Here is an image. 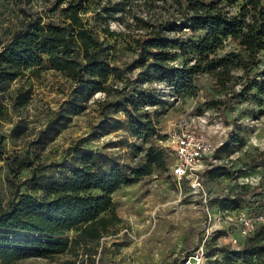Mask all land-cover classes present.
I'll return each instance as SVG.
<instances>
[{
  "label": "rangeland",
  "instance_id": "374dc122",
  "mask_svg": "<svg viewBox=\"0 0 264 264\" xmlns=\"http://www.w3.org/2000/svg\"><path fill=\"white\" fill-rule=\"evenodd\" d=\"M54 1L0 0V48L30 14L45 13L46 19L58 20L59 13L50 9ZM112 1L99 0L100 5L85 15L97 27L109 24L115 30H124L122 35L106 37L113 45L116 63L125 68L123 79L117 81L119 91L108 93L78 83L44 60L0 92L9 116L0 124L7 135V153L0 159V195L6 205L16 191L41 196L43 189L34 187L39 176H59L81 149L93 150L102 161L115 160L131 168L145 161L150 146H157L165 150L167 165L164 169L154 168L137 182L123 185L113 193L116 212L122 220L99 239L73 243L63 252L25 258L17 264H179L193 252L203 240L206 205L186 182L182 192L175 185L173 157L165 149L183 117L215 144L203 170L209 207L216 211L221 201H228L226 209L234 219L242 213L264 216V94L251 90L246 95L233 96L232 92L226 93L229 89H215L202 77L197 94L183 97L162 81L146 79L141 67L132 65L138 55L133 42L137 35L125 26L127 16L116 14L109 18L101 9ZM182 32L186 40L198 37V33L186 28ZM233 47L230 42L217 55H224ZM184 58L180 53L173 56L178 62ZM259 59L260 66H264V50ZM259 78L264 80L263 75ZM239 87L236 84L234 90ZM140 90L148 92L150 99L138 102L139 110L130 101L126 108L121 107L122 98L137 96ZM24 97L23 105L16 103ZM73 104L82 109L73 112ZM128 109L142 119L149 114L156 122L157 133L147 140L133 135ZM15 124L23 132L14 135ZM12 153L30 155L38 166L36 175L30 168L11 173L7 155ZM215 171L218 173L213 175ZM226 196L231 200H225ZM229 231L240 237L235 224ZM74 234L75 231L69 232L70 237ZM216 235L211 249L215 245L235 248L229 233L219 231ZM217 255L222 256L223 252L217 251Z\"/></svg>",
  "mask_w": 264,
  "mask_h": 264
},
{
  "label": "trees",
  "instance_id": "16d2710c",
  "mask_svg": "<svg viewBox=\"0 0 264 264\" xmlns=\"http://www.w3.org/2000/svg\"><path fill=\"white\" fill-rule=\"evenodd\" d=\"M110 3L101 9L109 18L116 14L127 16L125 26L137 35L133 42L138 55L132 65L140 66L146 79L162 81L183 97L197 94L202 77L215 89H229L226 93L232 92L233 96L246 95L251 90L264 94V80L259 78L264 76L259 59L264 50V0ZM96 4L100 5L99 0H55L50 9L59 13L58 20L46 19L45 13L30 14L0 48V92L44 60L78 83L108 93L119 91L117 81L123 79L125 68L116 63L113 45L106 37L122 35L124 30H115L109 24L93 25L85 14ZM184 28L198 33L197 39L186 40ZM230 42L234 43L233 49L218 56V50ZM177 53L186 57L183 62L173 59ZM239 70L242 72L237 73ZM236 84H240L237 91ZM149 99L150 94L140 90L137 96L131 94L119 103L126 108L130 101L139 110L138 102ZM25 102L24 97L16 103ZM81 109L73 104V112ZM127 111L133 135L147 140L157 133L156 122L149 114L142 119ZM8 118L7 106L0 100V124ZM23 130L19 124L12 129L14 135ZM6 136L0 128V159L7 153ZM7 159L11 173L30 168L36 175L38 166L30 155L12 153ZM166 165L165 150L157 146H150L145 161L131 168L115 160L102 161L93 150L81 149L59 176H39L34 187L43 189L41 196L16 191L6 205L0 195V264L52 256L70 249L73 243L99 239L122 220L116 212L113 193ZM224 199L231 200L229 196ZM228 205V201H221L219 208L226 209ZM70 231H75L72 237ZM214 238L207 245L206 264H264V222L241 239L240 248L215 245L211 249ZM217 251L223 255L218 256Z\"/></svg>",
  "mask_w": 264,
  "mask_h": 264
},
{
  "label": "built area",
  "instance_id": "2783aa9c",
  "mask_svg": "<svg viewBox=\"0 0 264 264\" xmlns=\"http://www.w3.org/2000/svg\"><path fill=\"white\" fill-rule=\"evenodd\" d=\"M172 154V179L182 192L186 182L191 190L198 192L206 205V225L202 243L191 253L186 255L179 264H206L208 260L207 241L209 242L219 231L229 233V241L235 248L241 247V239L251 234L257 226L264 222L262 214L242 213L234 219L229 209L213 211L209 207V194L205 188L203 170L207 160L215 150V144L205 134L194 126L187 117L179 120L174 132L170 135V142L165 148ZM235 224L240 237L229 231Z\"/></svg>",
  "mask_w": 264,
  "mask_h": 264
}]
</instances>
